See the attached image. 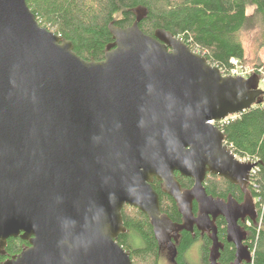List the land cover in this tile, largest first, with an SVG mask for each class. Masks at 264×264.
I'll return each mask as SVG.
<instances>
[{
  "label": "water",
  "instance_id": "water-1",
  "mask_svg": "<svg viewBox=\"0 0 264 264\" xmlns=\"http://www.w3.org/2000/svg\"><path fill=\"white\" fill-rule=\"evenodd\" d=\"M135 13L130 26L110 24L104 59L86 60L27 0H0V247L20 233L31 243L5 264H134L116 240L125 205L149 216L159 242L195 224L208 232L210 264L222 216L232 264L253 261L240 221L258 216L247 190L258 163L240 160L211 121L261 103L260 77L224 75L170 31L145 33L147 10ZM208 173L239 185L244 201L208 194ZM154 178L182 223L161 211Z\"/></svg>",
  "mask_w": 264,
  "mask_h": 264
},
{
  "label": "trees",
  "instance_id": "trees-1",
  "mask_svg": "<svg viewBox=\"0 0 264 264\" xmlns=\"http://www.w3.org/2000/svg\"><path fill=\"white\" fill-rule=\"evenodd\" d=\"M40 25L55 31L62 38L72 41L74 51L86 60H102L107 46L114 41L110 24L119 27L132 25L136 20L135 9L146 8L147 13L139 22L140 28L154 35L163 28L181 38L190 47L203 54L210 64L228 75L234 65L232 58L243 66L248 65L252 74L264 75V65L259 50L264 47V0H27ZM256 31L253 59L246 60L243 34ZM215 124L223 131L225 143L234 154L258 163L251 175L247 190L256 200L258 216L255 221L242 223L246 229V244L253 255L249 264H264V96L263 101L244 112ZM183 189L192 187L194 180L176 173ZM207 193L222 199L232 195L244 201L242 188L214 174L205 180ZM152 185L160 196V208L174 222H181L175 200L163 190V182L154 178ZM194 210H197V205ZM126 231L116 240L131 254L134 264H159L161 246L156 238L149 216L139 208L125 205L122 209ZM219 240L224 244L218 258L219 264H231L235 246L226 238L227 224L221 217L216 222ZM175 242V264H192L187 257L190 248L200 243V264H210L213 245L207 234L182 231ZM21 240L11 239L8 250L17 253ZM1 260V258H0Z\"/></svg>",
  "mask_w": 264,
  "mask_h": 264
},
{
  "label": "rangeland",
  "instance_id": "rangeland-1",
  "mask_svg": "<svg viewBox=\"0 0 264 264\" xmlns=\"http://www.w3.org/2000/svg\"><path fill=\"white\" fill-rule=\"evenodd\" d=\"M256 31H247L243 34V42L246 48V60L253 59L254 56V37H255ZM197 52V51H196ZM259 57L264 65V47L259 50ZM248 65L244 66L246 67L250 72L252 76V70L247 67ZM249 76V77H250ZM260 77V76H259ZM259 87L264 90V75L262 78H260V85ZM254 203L256 204V200H254ZM258 212V211H257ZM171 238L169 235L161 239V253H160V260L159 264H175L174 263V244L173 241H169L168 239ZM199 256H200V243H195L191 249L189 250L187 257L190 260L192 264H200L199 262Z\"/></svg>",
  "mask_w": 264,
  "mask_h": 264
},
{
  "label": "flooded vegetation",
  "instance_id": "flooded-vegetation-1",
  "mask_svg": "<svg viewBox=\"0 0 264 264\" xmlns=\"http://www.w3.org/2000/svg\"><path fill=\"white\" fill-rule=\"evenodd\" d=\"M176 173H179V172H176ZM209 174V173H208ZM194 180V179H193ZM193 185H194V183H193ZM193 185H192V187H193ZM182 187V186H181ZM192 187H190V188H185V189H183L182 188V190H187V189H191ZM168 194V193H167ZM230 196V195H229ZM173 198V197H172ZM228 199V198H227ZM227 199H224V200H227ZM245 199V198H244ZM238 202H240V201H238ZM243 202V201H242ZM177 204V203H176ZM197 205V210H194V212H195V214L197 215L198 214V211H199V204L197 203V201H194V204H193V208H195V206ZM256 205V204H255ZM177 207H178V205H177ZM257 208V207H256ZM178 210H179V208H178ZM181 214V213H180ZM181 216H182V214H181ZM222 216H219L218 218H221ZM218 218L216 219V222H217V220H218ZM224 218V217H223ZM181 219H182V221L181 222H179V223H182L183 222V216L181 217ZM225 219V218H224ZM247 220H248V218L245 220V221H240V224L242 225V227H243V224L242 223H246L247 222ZM177 223V222H176ZM227 224V223H226ZM244 228V227H243ZM196 230H198L199 232H200V234L201 235H203V234H207L208 236H209V233L208 232H206V231H202V230H199L198 228H197V226H196V224H195V226H194V230L193 231H188V230H182V231H188V232H191L192 234H196ZM244 230H246L245 228H244ZM182 231H180L179 232V234H178V238H176V235H177V232L176 231H171V232H169V236L171 237V238H169L168 240L169 241H173V244H174V252H175V254H176V248H175V242H177L179 239H180V236H181V232ZM210 237V236H209ZM31 238V237H30ZM219 238V237H218ZM226 238H227V234H226ZM11 239H18V240H21V249H20V251L19 252H17V253H10L9 252V250H8V247H9V242H10V240ZM211 239V238H210ZM159 241V240H158ZM220 241V240H219ZM227 241H228V239H227ZM221 242V241H220ZM229 242V241H228ZM229 243H232V242H229ZM159 244H160V246H161V242H159ZM233 244V243H232ZM244 244H246V239H245V241H244ZM247 245V244H246ZM31 246V243H30V240L29 239H24L23 237H22V233H20L18 236H10V237H8L7 239H6V243H5V245H4V247H0V258H1V260H0V264H5L7 261H9V260H15V259H17V257L19 256V254L24 250V249H27V248H29ZM235 246V245H234ZM224 248V244L221 242V248H220V251L222 250ZM191 249V248H190ZM161 250H162V248H161ZM235 251H236V247H235ZM175 254H174V257H175ZM235 258H236V252H235ZM235 258H234V260H235ZM233 260V261H234ZM174 263H175V260H174ZM232 264V263H231Z\"/></svg>",
  "mask_w": 264,
  "mask_h": 264
},
{
  "label": "built area",
  "instance_id": "built-area-1",
  "mask_svg": "<svg viewBox=\"0 0 264 264\" xmlns=\"http://www.w3.org/2000/svg\"><path fill=\"white\" fill-rule=\"evenodd\" d=\"M231 62L234 65V67L231 69V71H230V73H228V75H232V76H243V77H246V78L251 75V72L246 67H244L243 65H241L239 63V60L238 59L232 58L231 59ZM224 75H226V74H224ZM226 119L221 120V121H225ZM211 122L212 123H215V121H211ZM240 160L245 161V160H243L241 158H240ZM255 170H256V168H255ZM255 170H254V172H255Z\"/></svg>",
  "mask_w": 264,
  "mask_h": 264
}]
</instances>
